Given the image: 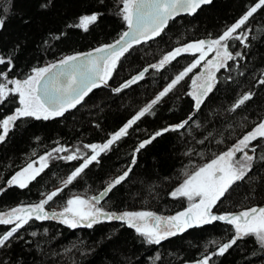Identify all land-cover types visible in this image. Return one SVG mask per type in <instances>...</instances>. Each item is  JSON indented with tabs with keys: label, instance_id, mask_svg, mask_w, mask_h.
<instances>
[{
	"label": "trees",
	"instance_id": "16d2710c",
	"mask_svg": "<svg viewBox=\"0 0 264 264\" xmlns=\"http://www.w3.org/2000/svg\"><path fill=\"white\" fill-rule=\"evenodd\" d=\"M255 0H213L193 15L171 20L160 36L134 45L120 59L106 86L95 88L75 108L53 119L36 120L22 117L15 121L8 137L0 143V213L17 206L38 204L51 191L62 188L45 210L65 205L73 194L93 196L129 167L128 177L98 206L106 212L150 211L175 215L187 206L186 198H173L170 193L191 172L226 151L252 127L264 120V8L249 21L250 46L230 41V50L242 51L243 59L230 61L231 71L221 69L217 84L201 110L195 112L191 91L193 70L147 114L71 184L64 187L68 175L83 161L48 160V167L27 187L8 185V181L27 162L51 152L56 147L70 151L84 144H102L118 131L171 79L188 66L194 56L182 54L163 68L153 69L165 54L176 47L201 39L218 37L238 20ZM47 3V7H41ZM8 8L6 25L0 30V55L12 57L10 79H25L32 70L55 63L68 55L108 45L126 28L122 19L121 0H0V15ZM100 13L87 31L69 27L79 17ZM59 37V38H57ZM0 65V72L7 70ZM144 68V78L120 92V87ZM243 73V75H241ZM231 77V79H229ZM253 98L236 111L233 104L245 93ZM19 106L17 95L0 103V120ZM192 114L184 129L169 131L136 152L139 143L156 131L176 125ZM203 140L204 143H200ZM256 156L264 154V140ZM68 152L58 155H68ZM252 154V153H249ZM135 157V164L132 163ZM264 204V160L257 159L246 178L229 190L213 210L218 213L241 211ZM13 225H0V234ZM36 233V235H32ZM233 229L224 222L193 227L160 244L146 239L125 222L102 220L92 228H70L59 218L31 220L0 249L4 264H182L201 260L227 242ZM18 237V238H17ZM217 242V243H213ZM209 264H264V249L253 238L238 241L223 256L213 255Z\"/></svg>",
	"mask_w": 264,
	"mask_h": 264
},
{
	"label": "snow or ice",
	"instance_id": "6c2138e0",
	"mask_svg": "<svg viewBox=\"0 0 264 264\" xmlns=\"http://www.w3.org/2000/svg\"><path fill=\"white\" fill-rule=\"evenodd\" d=\"M121 3L122 19L125 21L128 30L124 31L113 44L104 45L96 48L94 52L86 54L68 55L56 63L34 68L32 74L23 80L9 78V73L13 69L12 57L0 55V65L8 66L6 71L0 72V103H3L10 95H17L20 105L14 114L0 120V143L6 140L15 121L22 117H33L36 120L47 121L63 116L65 112L75 108L93 89L107 85L120 59L134 45L160 36L171 19L181 13L193 15L203 6L211 5L213 0H121ZM47 6V3L41 5V7ZM262 8H264V0H255L253 5L218 37L209 40L201 39L176 47L165 54L157 64L149 65L150 68L160 69L182 54L187 53L195 57L154 99L141 108L118 131L112 133L104 143L84 144L82 147L88 149L90 155L82 153L79 147L72 151L63 146L56 147L51 152L40 156L39 167H34L36 162H30L16 172L7 182L8 185H18L20 188L27 187L48 167L49 158H52L53 153H56V158L59 159L72 161L79 158L83 161L64 181V187H67L90 165L98 164L102 154L109 151L122 137L128 135L129 129L137 121L147 114H152L154 106L197 68H200L201 71L191 77V91L187 95L194 101V111H200L206 98L213 92L217 84L216 74L221 69L231 71L232 66L229 62L245 57V52L230 50L232 47L230 41H239L245 49L250 46L249 34L252 29L248 26L249 21ZM8 12L9 9L4 8L3 13L5 14L0 15V30H3L6 25ZM100 15V13L83 15L79 17L78 23L69 25V27H77L87 31L89 26L99 19ZM148 70V68L143 69L113 91L120 92L137 83L144 78ZM257 83L264 85V78H260ZM254 95L251 91L245 92L233 104L230 111H236L250 101ZM192 119V114H189L186 120L156 131L148 139L141 141L135 151L139 152L144 149L166 132L184 129ZM260 140H264V120L255 124L250 131L226 151L216 155L210 162L188 175L170 195L173 198H186L190 204L186 209L173 216L165 218L150 211L108 213L102 207L97 206L108 192H111L113 188L120 185L128 177L132 170L129 167L108 183L99 196L90 198L74 196L67 200L66 206L59 213L46 212L45 205L59 195L63 191L62 188L51 192L38 204L27 207L20 206L11 209L9 212L0 213V225H13L5 233L0 234V249L10 246L14 236L29 221L33 219L43 221L50 218H59L61 223L70 228L80 226L92 228L93 225L102 220L122 221L129 228H133L137 234L144 237L148 244H160L161 241L178 233H183L190 228L211 225L218 221L230 225L233 229V235L229 240L220 243L214 253L203 256L196 264H209L213 255L223 256L238 241L247 238H253L259 247L264 249V206L247 207L238 212L222 214L213 211L233 185L244 180L252 172L254 161L257 159L264 160V154L259 157L256 156L258 144H253L254 141ZM200 143H204V141L201 140ZM63 152L69 154L58 155ZM237 153L242 154L239 159H237ZM132 163L135 164V157H133ZM32 235H36V233H32ZM0 264H4V262L0 261Z\"/></svg>",
	"mask_w": 264,
	"mask_h": 264
},
{
	"label": "rangeland",
	"instance_id": "374dc122",
	"mask_svg": "<svg viewBox=\"0 0 264 264\" xmlns=\"http://www.w3.org/2000/svg\"><path fill=\"white\" fill-rule=\"evenodd\" d=\"M231 25H232V24H231ZM186 67H187V66H186ZM183 70H184V69H183ZM183 70H182V71H183ZM198 70H199V71H198V73H199V72L201 71V69L198 68ZM180 72H181V71H180ZM180 72H179V73H180ZM179 73H178V74H179ZM198 73H197V74H198ZM178 74H176V75H178ZM176 75H175V76H176ZM175 76H174L172 79H174ZM172 79H171V80H172ZM169 83H170V82H169ZM166 86H167V85H166ZM166 86H164V87H166ZM9 87H11V85H9ZM164 87H163V88H164ZM163 88H161V89H160V90H159V91L153 96L152 99H154L155 96H156L160 91L163 90ZM152 99H150L147 103H149ZM147 103H146V104H147ZM146 104H144L143 107L146 106ZM19 106H20V105H19ZM19 106H18V107H19ZM18 107H17V108H18ZM143 107H142V108H143ZM17 108H16V109H17ZM16 109H15V110H16ZM15 110H14L11 114H9V115L14 114ZM9 115H7V116H9ZM7 116H6V117H7ZM6 117H5V118H6ZM241 156H242L241 153H237V159H239ZM39 158H40V156L37 157L35 160H31V161L27 162V163H26L24 166H22L18 171H20L22 168H24V167H25L28 163H30V162H36V163L34 164V167H39V166H40V165H39ZM209 162H210V161H209ZM207 163H208V162H207ZM205 164H206V163H205ZM203 165H204V164H203ZM203 165H202V166H203ZM200 167H201V166H200ZM197 169H198V168H197ZM193 172H194V171H193ZM191 173H192V172H191ZM191 173H189L188 175H190ZM188 175H187V176H188ZM187 176H186V177H185V178H184V179H183V180H182V181H181L176 187H178V186H179V185H180V184H181V183L187 178ZM63 183H64V181H63ZM59 187H60V186H58V188H59ZM58 188H55V190H53V191H56ZM53 191H51V192H53ZM51 192H50V193H51ZM50 193H49V194H50ZM74 196H81V197H83V198H90V197H92V196H87V195H84V194H76V193H75V194L71 195L68 199L73 198ZM45 198H46V197H44L43 199H45ZM186 200H187V199H186ZM66 202H67V201H66ZM189 204H190V202L187 200V206H186V208L189 206ZM20 206H23V205H17V206H14V207L8 209L7 211H5V212H3V213L9 212V211H11V209L16 208V207H20ZM65 206H66V203H65V205H63V206L53 208L52 210L55 211L56 213H59L60 211H62V209H63ZM97 206H98V205H97ZM98 207H100V206H98ZM186 208H185V209H186ZM104 211H105V210H104ZM127 211H129V210H127ZM135 211H139V210H135ZM123 212H125V211H123ZM182 264H193V263H190V262H189V263H182Z\"/></svg>",
	"mask_w": 264,
	"mask_h": 264
},
{
	"label": "water",
	"instance_id": "95a60500",
	"mask_svg": "<svg viewBox=\"0 0 264 264\" xmlns=\"http://www.w3.org/2000/svg\"><path fill=\"white\" fill-rule=\"evenodd\" d=\"M182 15H189V14H187V13H181L180 15L176 16L175 18H177V17H179V16H182ZM175 18H174V19H175ZM171 20H173V19H171ZM171 20H170V21H171ZM170 21H169V22H170ZM169 22H168V23H169ZM127 30H128V29H127V26H126V28H125L124 31H127ZM124 31H123V32H124ZM118 39H119V38H118ZM207 40H209V39H207ZM115 41H116V40H115ZM115 41H114V42H115ZM114 42H112V43H110V44H113ZM108 45H109V44H108ZM94 50H95V49H94ZM94 50L86 51V52H83V53H80V54H86V53H89V52H94ZM57 62H58V61H57ZM55 63H56V62H55ZM144 69H145V68H144ZM142 70H143V69H142ZM142 70H141V71H142ZM139 72H140V71H139ZM139 72H138V73H139ZM138 73H136L134 76H136ZM134 76H133V77H134ZM104 189H105V188H104ZM104 189H102L99 193H97V194H95V195H93V196H99V194H100ZM106 195H107V194H106ZM106 195L100 200V202L103 201V199L106 197ZM259 206H264V204H263V205H259ZM259 206H257V207H259ZM25 207H27V206H25ZM45 211L48 212V213L55 212V211H53V210H45ZM213 211H214V210H213ZM214 212H216V211H214ZM234 212H238V211H234ZM108 213H110V212H108ZM216 213L219 214L218 212H216Z\"/></svg>",
	"mask_w": 264,
	"mask_h": 264
},
{
	"label": "flooded vegetation",
	"instance_id": "af4514ba",
	"mask_svg": "<svg viewBox=\"0 0 264 264\" xmlns=\"http://www.w3.org/2000/svg\"><path fill=\"white\" fill-rule=\"evenodd\" d=\"M158 216H161V217H168V216H170V215H161V214H157Z\"/></svg>",
	"mask_w": 264,
	"mask_h": 264
}]
</instances>
